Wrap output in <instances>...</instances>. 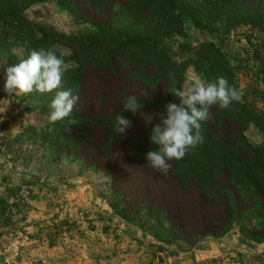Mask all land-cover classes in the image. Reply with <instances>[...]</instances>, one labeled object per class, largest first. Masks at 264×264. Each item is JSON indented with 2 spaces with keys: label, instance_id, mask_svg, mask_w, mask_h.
Instances as JSON below:
<instances>
[{
  "label": "rangeland",
  "instance_id": "obj_1",
  "mask_svg": "<svg viewBox=\"0 0 264 264\" xmlns=\"http://www.w3.org/2000/svg\"><path fill=\"white\" fill-rule=\"evenodd\" d=\"M72 2L92 22L108 20L107 12L100 14L81 0ZM19 5L22 19L49 33L78 42L96 33L54 1L23 0ZM251 35L249 28L209 33L186 23L160 42L159 52L170 64H183V87L195 69L190 63L194 52L204 43L219 49L236 70L237 90L255 112L245 137L259 147L264 144V77L262 63L252 59L246 42ZM22 39L11 20L0 21L4 68L28 57ZM59 49L67 71L71 50ZM133 71L85 68L73 92L79 100L71 115L50 123L56 90L9 95L0 69V264H264V241L249 240L241 224L220 237L195 241L201 233L216 232L212 219L223 220L226 210L194 189L181 190L169 170L164 174L144 168L133 158L132 144L160 123L166 104L156 103L167 97L165 83L145 87ZM127 96L147 106L130 112L131 127L124 133L113 123L107 124V132L89 122L111 119ZM171 102L178 104L179 98ZM237 130L229 125L222 135L230 139ZM147 145L148 152L156 145L150 136ZM242 224L251 229L253 222L244 219Z\"/></svg>",
  "mask_w": 264,
  "mask_h": 264
},
{
  "label": "trees",
  "instance_id": "obj_2",
  "mask_svg": "<svg viewBox=\"0 0 264 264\" xmlns=\"http://www.w3.org/2000/svg\"><path fill=\"white\" fill-rule=\"evenodd\" d=\"M22 1L0 0V21L11 20L16 25L17 34L21 32L23 42L28 44V55L32 50L59 45L71 50L63 90L77 91L81 72L87 67L109 71L114 67H132L133 76L145 87L165 83L167 97L156 104L171 102L175 98L171 89L182 85L183 64H170L166 55L159 52V45L186 23L209 33L251 29L254 35L247 37L246 42L252 49V59L262 63L260 74L264 77V0H81L100 14L107 12L109 17L105 23L92 22L80 14L72 0H24L30 3L54 1L76 20L89 24L96 33L81 42L36 28L22 19L19 5ZM190 63L206 81L214 82L223 76L229 86L238 89L236 70L212 43L202 44ZM246 100L242 96L240 102H233L226 109L212 106L209 118L202 122L203 143L191 149L182 160L169 162V175L181 190L194 189L203 200L226 210L223 220L212 219L217 231L201 233L195 241L220 237L237 223L249 240L257 244L264 241V144L253 147L245 137V129L256 118ZM137 102L141 108L147 106V103ZM160 110L166 111L165 107ZM117 115L126 119L132 117L130 111H124V101L121 110L111 119L102 117L89 122L104 126L109 132L107 124H116ZM229 125L238 128L230 139L222 135ZM151 134L147 129L146 138L138 139L131 146L133 158L149 169L153 168L142 160L150 148L147 139ZM151 148L156 151L158 145ZM244 219L253 222L251 229L242 224ZM246 230L254 235L246 234Z\"/></svg>",
  "mask_w": 264,
  "mask_h": 264
},
{
  "label": "clouds",
  "instance_id": "obj_3",
  "mask_svg": "<svg viewBox=\"0 0 264 264\" xmlns=\"http://www.w3.org/2000/svg\"><path fill=\"white\" fill-rule=\"evenodd\" d=\"M64 55L59 46H53L32 50L26 59L7 68L0 64L4 73V92L9 95L43 94L56 90L49 104L48 120L55 123L69 117L79 97L71 89L62 88L68 68ZM170 92L179 98V103L165 105L166 111L160 114V123L152 129L151 141L158 145V150L146 154L151 167L164 174L169 170L170 161L182 160L191 149L203 143L202 122L209 118L212 106L226 109L242 99L241 93L229 86L225 77L208 82L195 69H192L188 83L183 87H173ZM141 107L135 96H127L124 100V111L136 113ZM115 121L119 134L131 127V122L122 115H117Z\"/></svg>",
  "mask_w": 264,
  "mask_h": 264
}]
</instances>
